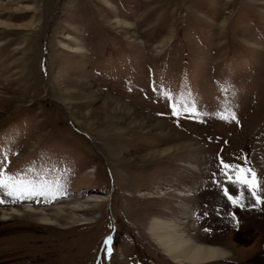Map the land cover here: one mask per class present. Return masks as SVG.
I'll use <instances>...</instances> for the list:
<instances>
[{
	"label": "rangeland",
	"instance_id": "obj_1",
	"mask_svg": "<svg viewBox=\"0 0 264 264\" xmlns=\"http://www.w3.org/2000/svg\"><path fill=\"white\" fill-rule=\"evenodd\" d=\"M0 179V264H264V0H0Z\"/></svg>",
	"mask_w": 264,
	"mask_h": 264
},
{
	"label": "bare ground",
	"instance_id": "obj_2",
	"mask_svg": "<svg viewBox=\"0 0 264 264\" xmlns=\"http://www.w3.org/2000/svg\"><path fill=\"white\" fill-rule=\"evenodd\" d=\"M196 169L198 170V167H196ZM179 196L188 197V195L180 193ZM180 208V217L176 216L173 219L154 218L150 225V234L152 235L155 242L165 252V254L176 264H204L215 259L227 256V251L225 249L198 242L195 238H192L191 236L186 234L183 227L186 222H184L183 219L186 220L189 216H193L196 214L195 211H193L192 207L187 205L185 202L181 203ZM68 209H70V212H67L65 210V207H56L54 215L59 216L70 213L71 215H73L70 216V219L72 221H75V209ZM29 210L32 213H41V216H39V220L44 224H50L54 222V220L51 219L48 214L44 212V210H36L33 208ZM14 211L17 212L18 210L14 209ZM88 223L89 222H84L81 224Z\"/></svg>",
	"mask_w": 264,
	"mask_h": 264
},
{
	"label": "snow or ice",
	"instance_id": "obj_3",
	"mask_svg": "<svg viewBox=\"0 0 264 264\" xmlns=\"http://www.w3.org/2000/svg\"><path fill=\"white\" fill-rule=\"evenodd\" d=\"M225 168L229 167V165L225 164ZM251 171V170H249ZM254 176V173H253ZM22 182H17L15 185L9 186L6 184V182L3 179H0V187H6L9 188L8 195H13V194H21L25 190L24 187L21 186ZM224 194L228 197L229 200L233 201L235 203L236 201L233 199V197L228 193L227 189H224ZM255 194V193H253Z\"/></svg>",
	"mask_w": 264,
	"mask_h": 264
}]
</instances>
